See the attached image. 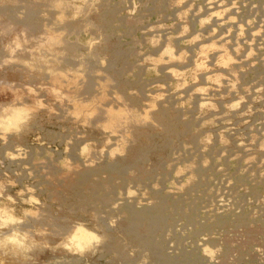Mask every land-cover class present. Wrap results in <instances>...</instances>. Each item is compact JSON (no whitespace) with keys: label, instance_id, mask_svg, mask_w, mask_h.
<instances>
[{"label":"rangeland","instance_id":"1","mask_svg":"<svg viewBox=\"0 0 264 264\" xmlns=\"http://www.w3.org/2000/svg\"><path fill=\"white\" fill-rule=\"evenodd\" d=\"M180 1L178 0V3ZM185 1L182 0L178 4L177 0H0V223L3 222L6 215L15 218L23 213L36 212L37 217L28 216L22 227L27 230L49 226V240L52 241L51 247L38 249L27 254L26 257H5L3 251L0 250V259H4L6 264H264V181H261L264 180V165L261 162V157H264V64H262V62L264 63L262 61L264 60V40L257 42V48H251L253 52L256 51L254 53L256 56L248 47L250 46L248 45L250 42L248 31L262 28L260 30L264 33V0H246L241 11L239 10L234 15L235 21L248 30L243 32L242 41L236 48L234 47L235 42L233 44L234 36L231 30L228 33L230 35H227L228 42L223 44L218 42L219 38L217 40H215L216 37L209 39L210 37L202 33L204 27L199 25L198 20L203 19L204 14V18L206 17V10H203V6L206 4L205 0ZM37 4L38 7H36ZM188 4L189 6H187ZM129 7L131 8L129 9ZM188 7L191 10H187ZM196 7L197 9H195ZM126 9L129 13L125 11ZM199 10L201 11L197 12ZM27 11L34 12V15L30 16ZM181 11L182 13H180ZM259 11H262V14ZM207 21V25L211 23L210 20ZM243 21L252 22V24L246 25L247 22ZM150 23L152 25H149ZM214 32L213 35L216 36L219 34V29L217 28ZM191 36L192 38L195 36V43L200 46L208 45L213 41L216 44L218 42L217 46L220 45L219 47L225 54L226 46L227 48L230 46L227 55L224 54L225 57L231 59L229 64L226 63L228 67L218 63L212 53H210L212 57L199 58L193 46L194 42L189 41ZM244 37H247L246 40ZM87 39L88 41H86ZM152 40H156L155 43L158 46L154 45ZM91 41V45L88 46L87 43ZM162 43L165 44V47L161 45ZM166 45L167 48L173 45L174 50L172 48L170 50H173L172 56L175 57L173 60L167 61L170 63L165 62L164 65H159L154 69L152 61L155 59V55L156 59L162 55V50L166 48ZM115 47L125 53L122 59L114 60L112 57ZM181 51H187L189 55ZM245 51L251 53L246 52L245 55ZM60 53L63 54L64 59L69 61L62 58L63 62ZM147 54L150 59L153 58L151 62H149V58L147 59ZM178 54L180 57L183 56L184 58H182L186 59V62L182 60L181 63ZM74 57L78 59L76 58L75 61ZM243 57L245 60L242 59ZM212 62L214 63L212 64ZM195 63H200L203 66L202 70H195ZM88 64L90 65L88 66ZM116 64L119 70H112L113 65ZM171 67L173 70L180 69L185 72L181 73L177 70L181 75L175 76L170 72L172 71ZM90 68L94 71L97 69L95 74L93 71L89 75ZM230 69L232 70L230 71ZM125 70L129 72H125ZM119 71L121 76L118 74ZM183 80L186 82V85L183 82L185 86L182 85ZM75 83L77 85H74L73 88L72 84ZM103 83L104 85L100 86ZM148 83L150 84L148 85ZM258 83L259 85H257ZM105 85L108 87L102 89ZM161 85H163L162 88ZM248 85L250 86L248 87ZM89 86L91 89H88ZM255 86L260 89L256 87V90ZM200 89H204V91H200ZM144 90H146L145 93ZM211 92L212 94H210ZM143 93L148 96H144ZM153 93L158 95V98ZM180 94L184 95L179 97ZM174 96L175 98H173ZM109 98H113L114 101L110 100L115 104ZM147 99L150 102L155 100L151 102L152 104L149 102L155 109L147 104L149 101ZM234 100L235 102L240 101L235 103ZM97 101L106 104L111 102L115 112L122 111L124 113L125 111L121 122L125 121L128 124L131 122L128 125V128L131 129L129 131L127 128L128 133L125 131L124 141L115 139V135L110 133L112 129L108 130L106 118L101 112L103 105H100L101 110L97 108L92 110L93 107L91 108L90 104L92 106L94 103L99 105ZM145 102L146 105H144ZM198 102L205 105L201 106V103ZM230 103L238 106L232 109L233 104ZM78 105L88 106L91 110L89 109L81 115L72 109L73 106L79 107ZM115 106L118 110L114 109ZM149 107L152 110L149 109L147 112L146 108ZM125 108L136 113H131V110L128 111ZM126 111L131 115V117L128 115L131 118L128 119L130 122L126 121ZM162 111L166 117L171 114L167 119L172 123H178L180 130L184 123L189 126L185 135L182 133L177 137H172L171 144L167 148L161 147L163 131L158 116ZM74 113H79L80 116ZM132 114H136V118ZM150 116H153L152 120ZM154 116H157V119ZM10 117L15 119L10 120ZM136 119L138 123L141 121L142 125L136 124ZM155 119L156 124L153 122ZM81 120L84 122L82 123ZM145 132L151 136V142L156 148L148 151L140 167L128 166L127 172L124 171L119 176L115 169L124 160L130 158L134 149L141 146L145 141V135L147 136ZM193 136H198L196 141H193ZM113 139L117 143L113 142ZM123 142L126 144L123 146L124 148L120 145ZM120 146L125 149V153ZM244 146H246L245 149H243ZM118 151L122 152V154L120 153L122 156L118 154ZM219 152L224 154L220 155ZM248 156L254 160L247 159ZM12 159L15 160L14 163L11 162ZM201 161L205 162V165L201 164ZM258 161L261 162L260 165L257 163ZM189 166L191 169L187 168ZM101 167H111L112 169L93 174L88 179H91L90 184L93 189L106 190L108 195L100 191L98 193L102 200L99 199L97 204H91L93 208L90 207V204L83 207L72 193L87 195L90 187L79 186L77 174ZM243 167L245 168L243 169ZM178 168L182 173L180 175L178 172L180 178L178 174L174 173V171H179ZM214 168L215 170H213ZM162 174L164 175L162 176ZM186 179H189L190 184L186 182ZM225 179L227 180L225 181ZM180 181L186 184H182ZM65 182H67L66 185ZM110 182L112 183L110 184ZM56 185H59L58 189H56ZM161 189L163 190L160 191ZM126 192L129 193V196L125 195ZM167 194H173L171 200L178 201L179 204L176 207L168 205L165 213L167 222L165 233L161 235V232H153L150 238L156 247L145 249L139 246L133 238L135 235L151 229L150 226L147 227V222L140 220L138 226L132 229L133 232L127 233L122 229L124 215L144 206L153 205L156 202V195L163 197ZM218 194L223 198L226 196L223 202L214 200ZM244 199L245 201H243ZM132 201H134L133 204H131ZM168 201L169 199H167ZM239 202L241 203L238 204ZM113 204L119 211L112 210ZM193 210L195 211L194 223H190L184 216L189 215ZM244 216L246 217L244 218ZM246 222L250 224H246ZM140 224L142 225L140 226ZM74 226L83 228L82 238L79 236L80 234H77V238L70 235L74 234V230H72V227L75 229ZM170 229H174V231ZM86 234L87 238L84 240L83 237ZM112 239L115 241L114 245H106ZM73 240L74 242L77 240V243L74 244ZM56 244H59L60 247H56ZM81 249L83 252L80 251ZM204 250L207 251L204 252ZM207 252L211 253V256ZM183 258L184 260H181Z\"/></svg>","mask_w":264,"mask_h":264},{"label":"bare ground","instance_id":"2","mask_svg":"<svg viewBox=\"0 0 264 264\" xmlns=\"http://www.w3.org/2000/svg\"><path fill=\"white\" fill-rule=\"evenodd\" d=\"M131 1V0H130ZM134 1V0H133ZM180 1V0H179ZM182 1V0H181ZM180 1V2H181ZM184 1V0H183ZM187 1V0H186ZM185 1V2H186ZM202 1V0H201ZM206 1V4L203 6V10H206V17L204 18V16H205V14H204V16H203V19H197L198 21H199V25L200 26H202V27H204V29H203V32L202 33H205L208 37H210L209 39H215V37H216V39L215 40H217L218 38V42L220 43V44H223V43H225V42H228V36L227 35H230V34H228L229 32H230V30L231 31H233V36H234V38H233V44H234V42H235V48L236 47H238V45H240V42L242 41V38H241V35L243 34V32L245 31V30H247V29H245V27L244 26H240L239 24H238V22H236L235 21V18H234V15L235 14H237V12L243 7V4H244V2L246 1V0H217V1H213L212 2V0H205ZM224 1H225V3H224ZM247 1H249V0H247ZM260 1V0H259ZM85 2V1H84ZM179 2V3H180ZM122 3V2H121ZM131 3V2H130ZM141 3V2H140ZM177 3H178V0H177ZM178 3V4H179ZM190 3H192V2H190ZM204 3V2H203ZM252 3V2H251ZM250 3V4H251ZM42 4V3H41ZM247 4V3H246ZM34 5V4H33ZM91 5V4H90ZM94 5V4H93ZM252 5V4H251ZM32 6V5H31ZM178 6V5H177ZM187 6H189V4L187 5ZM200 6V5H199ZM250 6V5H249ZM254 6V5H253ZM253 6L251 7V9L253 8ZM256 6V5H255ZM35 7V6H34ZM36 7H38V4H37V6ZM35 7V8H36ZM134 7V6H133ZM183 7H184V5H183ZM258 7V6H257ZM260 7H262L261 5H260ZM131 7H129V9H130ZM185 8H187V7H185ZM200 8V7H199ZM249 8V7H248ZM247 8V9H248ZM255 8V7H254ZM128 9V8H127ZM125 10L126 12L128 11V10ZM195 9H197V7L195 8ZM250 9V8H249ZM261 9V8H260ZM16 10V9H15ZM33 10H34V8H33ZM187 10H191V9H189V7H188V9ZM258 10V9H257ZM12 11V10H11ZM115 11V10H114ZM177 11V10H176ZM175 11V12H176ZM180 11V10H179ZM185 11V10H184ZM183 11V12H184ZM201 10H199V11H197V12H200ZM241 11V10H240ZM28 12V14L30 15V16H33L34 15V12H30L29 13V11H27ZM37 12V11H36ZM40 12V11H39ZM178 12V11H177ZM259 12H261V14H262V11H259ZM127 13H129V12H127ZM180 13H182V11L180 12ZM193 13V12H192ZM217 13H220L221 15H217ZM255 13H256V9H255ZM264 13V12H263ZM12 14V13H11ZM178 14H179V12H178ZM185 14V13H184ZM187 14V13H186ZM185 14V15H186ZM191 14V13H190ZM260 14V15H261ZM179 15H181V14H179ZM178 15V16H179ZM42 16V15H41ZM106 16V15H105ZM114 16V15H113ZM253 16V15H252ZM39 17V16H38ZM180 17V16H179ZM183 17H184V15H183ZM186 17V16H185ZM254 17H255V15H254ZM12 18V17H11ZM187 18V17H186ZM191 18V17H190ZM197 18V17H196ZM242 18V17H241ZM255 18H257V17H255ZM38 19V18H37ZM239 19V18H238ZM250 19V18H249ZM254 19V18H253ZM261 19H263V18H261ZM191 20V19H190ZM207 20H210L211 21V23L210 24H208L207 25ZM240 20V19H239ZM247 20V19H246ZM27 21V20H26ZM58 21V20H57ZM198 21H196V22H198ZM202 21H206V23H202ZM247 21H249V20H247ZM247 21H243L244 23L245 22H247ZM52 22V21H51ZM75 22H77V21H75ZM240 22V21H239ZM99 23V22H98ZM163 23V22H162ZM255 23V22H254ZM260 23V22H259ZM9 24V23H8ZM183 24V23H182ZM249 24H252V22L250 23V22H247L246 23V25H249ZM149 25H152L151 23L149 24ZM162 25V24H161ZM180 25H181V23H180ZM245 25V24H244ZM32 26V25H31ZM252 26V25H251ZM258 26H260V25H258ZM19 27V26H18ZM149 27H151V26H149ZM148 27V28H149ZM160 27V26H159ZM165 27V26H164ZM184 27V26H183ZM187 27H189V26H187ZM193 27V26H192ZM195 27V26H194ZM244 27V28H243ZM261 27V26H260ZM147 28V27H146ZM153 28V27H152ZM161 28V27H160ZM201 28V27H200ZM199 28V29H200ZM219 29V34H217L216 36L215 35H213V34H215V30L216 29ZM145 29V28H144ZM182 29V28H181ZM185 29H186V27H185ZM185 29H183V30H185ZM188 29V28H187ZM260 29H262V28H259V29H257V30H250V31H248V36H249V43H248V45H250V46H248L250 49L251 48H255L256 46H257V42L258 41H263L264 40V33H262L261 32V30ZM58 30V29H57ZM135 30V29H134ZM143 30V29H142ZM166 31H167V29H165ZM182 31V30H181ZM188 31V30H187ZM246 31V32H247ZM105 32V31H104ZM158 32V31H157ZM156 32V34H158ZM162 32V31H161ZM163 32H165V31H163ZM182 32H184V31H182ZM186 32V31H185ZM134 33V32H133ZM198 33V32H197ZM196 33V34H197ZM146 34V33H145ZM144 34V35H145ZM159 35V34H158ZM164 35H166V34H164ZM191 35H192V33H191ZM198 35H200V34H198ZM198 35H197V38H198ZM206 35H205V37H206ZM47 36H48V34H47ZM163 36V35H162ZM179 36H181L180 34H179ZM186 36V35H185ZM189 36V35H188ZM196 36V35H195ZM195 36H194V38H195ZM232 36V37H233ZM244 36V35H243ZM111 37V36H110ZM164 37V36H163ZM194 38H192V36L190 37V39H189V41L191 40L192 42H194L193 43V46L195 47V49H196V51H197V55H198V57L199 58H208V57H212V55L210 54V53H212L213 54V57H215V58H217V62L218 63H220V64H222V65H224V64H226L227 62H228V64H229V60H231V59H229L227 56L225 57L224 56V51H222L221 50V47H219V46H217L218 45V42H217V44L213 41V40H211V41H213L212 43H209L210 42V40L208 41V45H199L198 43H195V40H194ZM245 39L244 40H246V38L247 37H244ZM177 39H179V38H177ZM232 39V38H231ZM151 40V39H150ZM181 40V39H180ZM184 40H185V38H184ZM197 40V39H196ZM243 40V41H244ZM253 40H255V42H253ZM86 41H88V39L86 40ZM105 41V40H104ZM115 41V40H114ZM152 41H156V40H152ZM174 42V41H173ZM178 42V41H177ZM191 42V43H192ZM91 43H92V41L91 42H88L87 44H88V46H90L91 45ZM150 43V42H149ZM167 43H169V42H167ZM176 43V42H175ZM186 43V42H185ZM189 43V42H188ZM200 43V42H199ZM15 44V43H14ZM90 44V45H89ZM172 44V43H171ZM216 44V45H215ZM154 45H156V43L154 44ZM161 45H164L163 47H165V44H161ZM66 46V45H65ZM64 46V47H65ZM156 46H158V45H156ZM173 45H171V47L170 48H172L173 49V47H172ZM223 46V45H222ZM259 46V45H258ZM264 46V45H263ZM154 46H153V44H152V48H153ZM163 47H162V49H163ZM193 47V48H194ZM232 47V46H231ZM78 48V47H77ZM151 48V49H152ZM170 48H167V45H166V48L165 49H160V50H162V51H160V52H162V55L160 56V54H158L159 56V58L158 59H156L157 57H156V55H155V59L152 61V66L154 67V69H155V67H158L159 65H164V63L165 62H167V61H170V60H173V58L175 57V56H172V52H173V50L172 51H170V54H168V50L170 49ZM223 48H225V47H223ZM222 48V49H223ZM228 48H230V46L228 47ZM228 48H227V46H226V54L225 55H227V50H228ZM241 48V47H240ZM249 48H247V49H249ZM257 48V47H256ZM75 49H76V47H75ZM195 49H194V51H195ZM58 50V49H57ZM62 50V49H61ZM104 50V49H103ZM121 50V49H120ZM119 49H118V47H115L114 49H113V51H112V57L114 58V60H119V59H122V57H123V55L125 54V53H123V52H121ZM153 50V49H152ZM188 50V49H187ZM193 50V49H192ZM233 50V49H232ZM236 50H238V49H236ZM235 50V51H236ZM155 51V50H154ZM183 51H184V49H183ZM183 51H181V52H183ZM193 51V52H194ZM253 54L256 52L255 50V52H253V50L251 49L250 50ZM186 53H187V51H185ZM185 52H183V53H185ZM230 52V51H229ZM233 52H234V50H233ZM237 52V51H236ZM246 52H248V51H245V55H246ZM251 52H248V53H251ZM259 52V51H258ZM36 53V52H35ZM65 52H64V50H63V54H64ZM74 53V52H73ZM176 53V52H175ZM178 53H180V52H178ZM191 53V52H190ZM61 54V53H60ZM63 54H61V60H62V58L64 59L65 57H63L62 55ZM70 54V53H69ZM154 54V53H153ZM155 54H156V51H155ZM182 54V53H181ZM188 54V53H187ZM187 54H186V56H187ZM260 55H261V53H259ZM71 55V54H70ZM173 55H175V54H173ZM177 55V54H176ZM189 55V54H188ZM195 55V54H194ZM230 55V54H229ZM228 55V56H229ZM250 55V54H249ZM252 55V54H251ZM255 55V54H254ZM254 55H253V57H254ZM94 56V55H93ZM143 56H145V54H143ZM178 56H179V58H181V63H182V60H183V62H184V60H185V62H186V59H183L184 57L183 56H181L180 57V54H178ZM256 56V55H255ZM37 57H39V56H37ZM82 57H83V54H82ZM81 57V58H82ZM125 57V56H124ZM147 59L150 57V56H148V54H147ZM177 57V56H176ZM183 57V58H182ZM194 57V56H193ZM232 57V56H231ZM249 57V56H248ZM71 58V57H70ZM75 58V57H74ZM77 58V57H76ZM76 58H75V61H76ZM87 58V57H86ZM139 58H141V57H139ZM142 58H144V57H142ZM247 58V57H246ZM262 58V57H261ZM260 58V59H261ZM78 59V58H77ZM137 59V58H136ZM150 59V58H149ZM151 59H153V58H151ZM151 59L149 60V62H151ZM193 59V58H192ZM192 59H190L191 61H192ZM241 59V58H240ZM242 59H244V57L242 58ZM241 59V60H242ZM249 59V58H248ZM16 60V59H15ZM14 60V61H15ZM54 60V59H53ZM64 60H68V59H64ZM126 60V59H125ZM178 60V59H177ZM209 60V59H208ZM245 60V59H244ZM258 60V59H257ZM63 61V60H62ZM69 61V60H68ZM67 61V62H68ZM140 61V60H139ZM144 61H146L145 60V58H144ZM179 62H180V60H178ZM213 61H214V58H213ZM262 61H264V60H262ZM64 62V61H63ZM110 62V61H109ZM193 62V61H192ZM196 62V61H195ZM198 62V61H197ZM237 62V61H236ZM248 62V61H247ZM247 62H246V64H247ZM126 63V62H125ZM137 63H139V62H137ZM144 63V62H143ZM167 63H170V62H167ZM177 63V62H176ZM202 63V62H201ZM214 62H212V64H213ZM249 63V62H248ZM252 63V62H251ZM65 64H68V63H65ZM76 64V63H75ZM108 64V63H107ZM140 64V63H139ZM194 64V63H193ZM262 64H264L263 62H262ZM90 64H88V66H89ZM109 65V64H108ZM120 65V64H119ZM135 65H137V64H135ZM146 66H148L147 64H145ZM151 65V64H150ZM180 65V64H179ZM186 65V64H185ZM249 65V64H248ZM71 66V65H70ZM70 66H68L69 68H70ZM127 66H130V65H127ZM131 66H133V65H131ZM140 66V65H139ZM152 66H150V67H152ZM167 65H165V67H166ZM205 66V65H204ZM250 66H252V65H250ZM58 67V66H57ZM103 67V66H102ZM125 67V66H124ZM141 67V66H140ZM182 67V66H181ZM184 67V66H183ZM182 67V68H183ZM225 67H228V66H225ZM237 67V66H236ZM28 68V67H27ZM54 68V67H53ZM123 68V67H122ZM130 68H132V67H130ZM129 68V69H130ZM164 68V67H163ZM167 68V67H166ZM165 68V69H166ZM176 68V67H175ZM174 68V69H175ZM202 68H203V66L200 64V63H195V70H202ZM79 69V68H78ZM77 69V70H78ZM128 69V70H129ZM168 69V68H167ZM166 69V70H167ZM172 71H170L171 73H173V75H175V76H180L181 74H180V72L182 73V71L180 70V69H175V70H173L172 69V67L170 68ZM227 69V68H226ZM233 69V68H232ZM232 69H230V71L232 70ZM27 70V69H26ZM76 70V69H75ZM80 70V69H79ZM92 69L90 68V71H91ZM97 70V69H96ZM95 70V71H96ZM112 70H119V68L117 67V64L116 65H113V67H112ZM120 70H122V69H120ZM177 70H179V71H177ZM187 70H189V69H187ZM224 71H225V69H223ZM85 71V70H84ZM89 71V75H90V73H93V71L94 70H92V72H90ZM95 71H94V74H95ZM123 71V70H122ZM127 70H125V72H126ZM130 71V70H129ZM129 71H127V72H129ZM145 71V70H144ZM163 71V70H162ZM165 71V70H164ZM207 71V70H206ZM114 72V71H113ZM169 72V73H170ZM183 72H185V71H183ZM188 72V71H187ZM120 73V71L118 72V74ZM133 73V72H132ZM137 73H139L138 71H137ZM189 73V72H188ZM187 73V74H188ZM103 74V73H102ZM117 74V75H118ZM121 74V73H120ZM119 74V75H120ZM130 74V73H129ZM194 74V73H193ZM205 74H207V73H205ZM204 74V75H205ZM77 75H79V74H77ZM97 75H99L98 73H97ZM135 75V74H134ZM138 75V74H137ZM204 75H202V76H204ZM121 76V75H120ZM167 76H169V75H167ZM196 76V75H195ZM209 76V75H208ZM75 77V76H74ZM91 77V76H90ZM108 77V76H107ZM207 77V76H206ZM92 79H93V77H91ZM96 78V77H95ZM141 78V77H140ZM69 79V78H68ZM74 79V78H73ZM119 79V78H118ZM137 79H138V77H137ZM181 79V78H180ZM184 79V78H183ZM194 79V78H193ZM215 79V78H214ZM91 80V79H90ZM89 80V81H90ZM125 80V79H124ZM172 80V79H171ZM217 80V79H216ZM116 81V80H115ZM170 81V80H169ZM193 81V80H192ZM191 81V82H192ZM194 81H195V79H194ZM59 82V81H58ZM99 82V81H98ZM138 82V81H137ZM143 82H145L144 80H143ZM178 82V81H177ZM185 83V85H186V82L183 80L182 81V85ZM132 83V82H131ZM178 83H180V82H178ZM177 83V84H178ZM216 83H218V82H216ZM88 84V83H87ZM123 84V83H122ZM127 84V83H126ZM150 83H148V85H149ZM151 84H153V83H151ZM176 84V85H177ZM181 84V83H180ZM232 84V83H231ZM62 85V84H61ZM73 86V88L77 85L76 83L75 84H72ZM75 85V86H74ZM100 85V84H99ZM104 85V83L103 84H101L100 86H103ZM141 85V84H140ZM144 85V84H143ZM148 85H146V86H148ZM154 85V84H153ZM179 85V84H178ZM182 85H181V87H182ZM185 85H183V86H185ZM252 85V84H251ZM257 85H259V83L257 84ZM118 86V85H117ZM130 86V85H129ZM231 86H233V84L231 85ZM250 85H248V87H249ZM105 87H108V86H104V87H102V89H104ZM161 88L163 87V85H161L160 86ZM166 87V86H165ZM180 87V88H181ZM216 87V86H215ZM247 86H246V88H248ZM256 87H258V86H255L254 88H256ZM94 88V87H93ZM145 87L143 86V89H144ZM148 88V87H147ZM177 88H178V86H177ZM205 88V87H204ZM259 88V87H258ZM263 88V87H262ZM261 88V89H262ZM85 89H87V88H85ZM88 89H91V86H89L88 87ZM101 89V90H102ZM191 89H193V88H191ZM190 89V90H191ZM198 89V88H197ZM215 89V88H214ZM226 89V88H225ZM232 89V88H231ZM251 89H253V88H251ZM260 89V88H259ZM73 90V89H72ZM122 90V89H121ZM161 90V89H160ZM170 90V89H169ZM175 90V89H174ZM178 90V89H177ZM247 90V89H246ZM256 90H257V88H256ZM255 90V91H256ZM74 91V90H73ZM87 91V90H86ZM85 91V92H86ZM123 91V90H122ZM145 91L146 90H144V93H145ZM154 91H156V90H154ZM154 91H152V92H154ZM249 91V90H248ZM99 92V91H98ZM104 92V91H103ZM102 92V93H103ZM142 92V91H141ZM151 92V93H152ZM160 92V91H159ZM171 92V91H170ZM174 92V91H173ZM178 92V91H177ZM229 92V91H228ZM111 93V92H110ZM140 93V92H139ZM143 93V94H144ZM150 93V94H151ZM157 93H158V91H157ZM168 93V92H167ZM187 93V92H186ZM233 93V92H232ZM231 93V94H232ZM248 93H250V92H248ZM257 93V92H256ZM106 94V93H105ZM132 94V93H131ZM130 94V95H131ZM134 94V93H133ZM132 94V95H133ZM154 94V93H153ZM159 94V93H158ZM161 94V93H160ZM188 94V93H187ZM189 94H191L190 92H189ZM198 94V93H197ZM204 94V93H203ZM210 94H212V92L210 93ZM152 95V94H151ZM154 95H156V94H154ZM163 95V94H162ZM166 95V94H165ZM184 95V94H183ZM183 95H181L180 94V96L179 97H181V96H183ZM219 95V94H218ZM99 96V95H98ZM101 96H103V95H101ZM115 96V95H114ZM122 96V95H121ZM120 96V97H121ZM141 96V95H140ZM144 96H148V95H145L144 94ZM158 95H156V97H157ZM164 96V95H163ZM168 96V95H167ZM190 96V95H189ZM199 96V95H198ZM197 96V97H198ZM111 97V96H110ZM130 97V96H129ZM142 97V96H141ZM154 97V96H153ZM160 97V96H159ZM187 97V96H186ZM195 97V96H194ZM260 98H261V96H259ZM264 97V96H263ZM74 98V97H73ZM104 98V97H103ZM117 98V97H116ZM135 98V97H134ZM148 98V97H147ZM158 98V97H157ZM161 98V97H160ZM167 98V97H166ZM173 98H175V96L173 97ZM184 98V97H183ZM191 98V97H190ZM243 98V97H242ZM259 98V99H260ZM71 99V98H70ZM100 99H102V98H100ZM111 98H109V100H110ZM114 99H115V97H114ZM129 99V98H128ZM130 99H132V98H130ZM153 99V98H152ZM161 99H163V98H161ZM188 99V98H187ZM200 99V98H199ZM263 99V98H262ZM94 100V99H93ZM92 100V101H93ZM98 100V99H97ZM111 100H113V98L111 99ZM110 100V101H111ZM117 100V99H116ZM126 100V99H125ZM147 100H149V99H147ZM169 100V99H168ZM201 100V99H200ZM95 101H96V99H95ZM114 101V100H113ZM146 101V100H145ZM153 101H155V100H153ZM153 101H151V102H153ZM186 101V100H185ZM187 101H189V100H187ZM238 101H240V100H238ZM238 101H236L235 102V100H234V102L235 103H237ZM243 101V100H242ZM107 102V101H106ZM112 102V101H111ZM108 103V104H106V103H103V102H101V101H97V103L99 104V105H95V103L93 104L92 102V104H93V106L90 104V107L92 108V110H94V109H100L101 110V108H100V105H103V106H101V107H103V111L101 110V112H103V114H104V116H105V118H106V121H107V127L109 128L108 130H110V129H112L111 130V135L113 134V136L115 137V139H120V140H122V141H124V136H125V131H127L129 128V124L131 123L130 122V120H128V119H131V118H129V117H131V115H129L130 113L129 112H127L126 111V113H127V116H126V114H125V117L127 118L126 119V121L128 120L130 123L128 124V123H126L125 121L123 122H121V120L123 119V115H124V113H125V111H124V113L121 111L120 113H119V111L118 112H115V111H113V107H112V103L113 104H115L114 102H112V103ZM142 102V101H141ZM149 102H150V100L147 102V104L151 107V105L149 104ZM150 102V103H151ZM163 102H164V100H163ZM203 102V101H202ZM206 102V101H205ZM210 102V101H209ZM233 102V101H232ZM79 103V102H78ZM81 103V102H80ZM135 103V102H134ZM140 103V102H139ZM158 103H160V102H158ZM169 103V102H168ZM167 103V104H168ZM174 103H175V101H174ZM174 103H172V104H174ZM199 104L201 103V102H198ZM253 103V102H252ZM117 104V103H116ZM133 104V103H132ZM136 104V103H135ZM152 104V103H151ZM162 104V103H161ZM181 104H182V100H181ZM196 104H197V101H196ZM228 104V103H227ZM231 104V103H230ZM232 104H234V103H232ZM231 104V105H232ZM109 105H111V106H109ZM118 105V104H117ZM116 105V106H117ZM134 105V104H133ZM138 105V104H137ZM144 105H146V102H145V104ZM147 105V106H148ZM155 105V104H154ZM159 105V104H158ZM163 105H165L164 103H163ZM201 106H204L205 104L203 103H201L200 104ZM219 105V104H218ZM79 107H76V106H73V108L72 109H74L75 111H77V112H79L81 115L83 114V113H85L86 111H89V109L91 110V108L90 107H88V106H80V105H78ZM104 106H107V107H105L104 108ZM115 106V107H116ZM119 107H121L120 105H118ZM117 106V107H118ZM160 106V105H159ZM169 106V105H168ZM187 106V105H186ZM226 106V105H225ZM228 106H230V105H228ZM238 106V105H237ZM29 107V106H28ZM114 108L115 110L117 109L118 110V108ZM146 107V106H145ZM150 107L149 108H146V111L147 112H149L148 110L150 109ZM153 107V106H152ZM151 107V108H152ZM161 107V106H160ZM173 107V106H172ZM181 107V106H180ZM199 107V106H198ZM222 107V106H221ZM11 108V107H10ZM236 108V107H235ZM234 108V109H235ZM65 109H67V108H65ZM126 109V108H125ZM124 109V110H125ZM144 109V108H143ZM142 109V110H143ZM152 109H155V107L154 108H152ZM152 109H150V111L152 110ZM183 109V108H182ZM231 109V108H230ZM232 109H233V107H232ZM250 109H252V108H250ZM254 109V108H253ZM64 110V109H63ZM62 110V111H63ZM100 110H99V112H100ZM122 110H123V105H122ZM126 110H128V109H126ZM131 110V109H130ZM130 110H128V111H130ZM247 110V109H246ZM50 111V110H49ZM184 111V110H183ZM16 112V111H15ZM18 112V111H17ZM100 112V113H101ZM132 112H134L133 110H131V113ZM188 112V111H187ZM193 112V111H192ZM210 112V111H209ZM245 112V111H244ZM254 112H256V111H254ZM79 113L78 114H75V115H79ZM121 113H123V114H121ZM129 113V114H128ZM134 113H136V112H134ZM191 113V112H190ZM214 113H216V112H214ZM93 114V113H92ZM102 114V115H103ZM122 115V118H121V115ZM149 114H151V113H149ZM182 114V113H181ZM200 114V113H199ZM220 114V113H219ZM63 115V114H62ZM96 115V114H95ZM128 115H129V117H128ZM132 115H134L133 117H135L136 118V114H132ZM152 115V114H151ZM169 115H171V114H169ZM168 115V116H169ZM213 115V114H212ZM235 115V114H234ZM73 116V115H72ZM80 116V115H79ZM167 116V117H168ZM191 116V115H190ZM151 117V120H152V117L153 116H150ZM157 117V116H156ZM155 116H154V118H156ZM167 117H166V115H165V113L162 111V112H160V114H159V116H158V121H159V123H160V125L162 126V131H163V141H162V145H161V147H163V148H167V147H169L170 146V144H171V139H172V137H177L178 135H181L182 133L184 134L187 130H188V128H189V126H188V124H186V123H184L183 124V128L180 130L179 128H178V123H172L170 120H168L167 119ZM192 117V116H191ZM194 117V116H193ZM229 117V116H228ZM13 118V117H12ZM153 118V119H154ZM185 118V117H184ZM195 118V117H194ZM193 118V119H194ZM213 118V117H212ZM15 118H13V119H11V117H10V120H14ZM125 119V118H124ZM157 119V118H156ZM156 119H155V121H153L154 122V124H156L155 122H156ZM214 119V118H213ZM224 119H228V118H224ZM223 119V120H224ZM72 120V119H71ZM76 119H75V116H74V121H75ZM172 120V119H171ZM177 120H179V119H177ZM202 120V119H201ZM220 120H221V117H220ZM127 121V122H128ZM133 121H134V119L132 120V123H133ZM139 121V120H138ZM180 121V120H179ZM222 121V120H221ZM81 122H82V120H81ZM83 122H84V120H83ZM82 122V123H83ZM144 122V121H143ZM197 122V121H196ZM200 122V121H199ZM199 122H197V123H199ZM238 122V121H237ZM13 123H15V122H13ZM135 123V122H134ZM138 122H137V119H136V124H137ZM141 123V121L138 123V125H142V123ZM197 123H196V125H197ZM200 123H202V122H200ZM220 123V122H219ZM10 124H11V121H10ZM16 124V123H15ZM157 126H158V124H157ZM192 126V125H191ZM225 126H227V125H225ZM224 126V127H225ZM148 127V126H147ZM223 127V126H222ZM221 127V128H222ZM223 127V128H224ZM257 127H258V125H257ZM128 128V129H127ZM139 128V127H138ZM155 128H156V126H155ZM161 128V127H160ZM247 128V127H246ZM261 128V127H260ZM131 129V128H130ZM130 129H129V131H130ZM150 129V128H149ZM217 129V128H216ZM218 129H219V127H218ZM249 129V128H248ZM246 130V129H245ZM252 130V129H251ZM261 130V129H260ZM259 130V131H260ZM129 131H127L126 133H128ZM145 131V130H144ZM211 131V130H210ZM263 131V130H262ZM109 132V131H108ZM249 133H250V131H248ZM264 132V131H263ZM107 133V132H106ZM110 133H108V134H110ZM140 133H142V132H140ZM146 133V132H145ZM148 133H150V132H148ZM152 133V132H151ZM155 133V132H154ZM160 133H162V132H160ZM192 133V132H191ZM237 133V132H236ZM235 133V134H236ZM247 133V132H246ZM147 134V133H146ZM221 134V133H220ZM219 134V136H221ZM228 134V133H227ZM68 135V134H67ZM141 135V134H140ZM139 135V136H140ZM144 135V134H143ZM185 135V134H184ZM183 135V136H184ZM223 135V134H222ZM224 135H225V133H224ZM243 135V134H242ZM131 136V135H130ZM158 136V135H157ZM205 136V135H204ZM226 136V135H225ZM122 137V138H121ZM129 137V136H128ZM198 137V136H197ZM197 137L196 136H193V141H196L197 140ZM232 137V136H231ZM250 137V136H249ZM108 138V137H107ZM137 138V137H136ZM145 141L144 142H142V144H141V146H139L138 148H136V149H134L133 150V152H131V155H130V158H128L127 160H124L123 161V163H120V165H118V167L115 169V172L119 175V176H121V174H123V172L125 171V172H127L126 171V168H128V166H130V167H140L141 166V164H142V162L144 161V159L146 158V156H147V154H148V151H150V150H153L154 148H156L155 146H154V143L153 142H151L152 141V139H151V136L149 135V134H147V136L145 135ZM218 138V137H217ZM227 138V137H226ZM248 138V137H247ZM125 139H126V137H125ZM214 139H215V137H214ZM224 139V138H223ZM241 139V138H240ZM239 139V140H240ZM249 139V138H248ZM77 140V139H76ZM230 140V139H229ZM119 141V140H118ZM127 141V140H126ZM207 141V140H206ZM222 141H224V140H222ZM233 141V140H232ZM80 142V141H79ZM113 142H115V143H117L114 139H113ZM128 142V141H127ZM126 142V143H127ZM132 142V141H131ZM130 142V143H131ZM156 142V141H155ZM209 142V141H208ZM216 142H217V140H216ZM243 142V141H242ZM241 142V143H242ZM245 142H246V140H245ZM122 143V142H121ZM133 143V142H132ZM239 143V142H238ZM8 144V143H7ZM207 144V143H206ZM209 144V143H208ZM79 145V144H78ZM81 145V144H80ZM116 145H118V144H116ZM122 147L123 146H125L126 144L123 142V144H120ZM216 145V144H215ZM264 145V144H263ZM11 146V145H10ZM120 146V147H121ZM247 146V145H246ZM246 146H244L243 147V149H245V147ZM121 147V148H122ZM159 147V146H158ZM186 147V146H185ZM189 147V146H188ZM263 147V146H262ZM80 148V147H79ZM78 148V149H79ZM111 148V147H110ZM118 149H119V147H117ZM124 148V147H123ZM122 148V151H123V153H125L124 151H125V149H123ZM126 148V147H125ZM204 149L206 148V147H203ZM237 148H238V146H237ZM117 149V150H118ZM160 149V148H159ZM203 149V150H204ZM223 149V148H222ZM222 149H221V151H222ZM225 149V148H224ZM198 150H200V149H198ZM75 150H74V148H73V152H74ZM77 151V150H76ZM119 151H121V150H119ZM118 151V152H119ZM183 151V150H182ZM187 151V150H186ZM188 151H190V150H188ZM77 152H79V150L77 151ZM178 152V151H177ZM224 152V151H223ZM221 153V152H219V154L221 155H223L224 153ZM241 152V151H240ZM120 153L122 154V152H119L118 154L120 155ZM174 153H176V152H174ZM200 153V152H199ZM234 153V152H233ZM24 154V153H23ZM177 154V153H176ZM239 154H241V153H239ZM238 154V155H239ZM244 154H245V152H244ZM203 155V154H202ZM120 156H122V155H120ZM170 156H171V153H170ZM247 156V155H246ZM250 156V155H249ZM249 156L247 157V159H249V160H254V158H249ZM202 157V156H201ZM234 157H235V155H234ZM251 157H252V155H251ZM4 159V158H3ZM48 159V158H47ZM156 159V158H155ZM175 159H176V157H175ZM175 159H172V160H175ZM238 160V159H237ZM261 162L263 163V165H264V157H261ZM81 161V160H80ZM11 162H15V160L14 159H12L11 160ZM147 162V161H146ZM250 162H252V161H250ZM254 162V161H253ZM252 162V163H253ZM261 162H257V163H259V165H260V163ZM82 163V162H81ZM176 163V162H175ZM174 163V164H175ZM202 163H204L203 165H205V162H202L201 161V164ZM21 164V163H20ZM37 164V163H36ZM87 164V163H86ZM85 164V165H86ZM248 164V163H247ZM22 165V164H21ZM24 165V164H23ZM82 165H84V164H82ZM89 165V164H88ZM87 165V166H88ZM178 165V164H177ZM225 165V164H224ZM249 165H251V164H249ZM256 165H258V164H256ZM262 165V166H263ZM34 166V168H35V164L33 165ZM217 166V165H216ZM216 166H214V167H216ZM246 166V165H245ZM25 167V166H24ZM27 167V166H26ZM32 167V166H31ZM83 167V166H82ZM20 168V167H19ZM112 169L111 167H101V168H99V169H94L93 171L92 170H89V171H82V172H79L78 174H77V184L79 185V186H85V187H90V191H89V194H79V193H77V192H73L72 193V195H73V197L74 198H77L80 202L79 203H81V205H83V207H84V205H88V204H90V207H92V205L91 204H97L96 202L100 199V200H102L101 198H100V193H98V192H104V194H106V195H108L107 194V192H106V190H103V189H97V190H95V189H93V187L91 186V184H90V180L91 179H88V178H91V176L93 175V174H97V173H100L101 171H105L106 169H108V170H110V169ZM180 168V167H179ZM178 168V169H179ZM187 168H190L191 169V166H189V167H187ZM208 168H209V166H208ZM218 168V167H217ZM217 168H216V170H217ZM220 168V167H219ZM238 168V167H237ZM245 167H243V169H244ZM252 168V167H251ZM31 169V168H30ZM30 169H27V170H30ZM174 169V168H173ZM182 169V171H184V169L183 168H181ZM257 169V168H256ZM263 169V168H262ZM19 170V169H18ZM130 170V169H129ZM136 170V169H135ZM189 170V169H188ZM213 170H215V168L213 169ZM225 170V169H224ZM237 170V169H236ZM251 170V169H250ZM37 171V170H36ZM41 171V170H40ZM77 171V170H76ZM172 171V170H171ZM181 170L179 169V171L177 170V172L176 171H174V173H176V174H178V172H180ZM209 171H210V169H209ZM257 171V173H258V170H256ZM256 171H255V173H256ZM9 172V171H8ZM23 172H24V170H23ZM205 172V171H204ZM248 172V171H247ZM250 172H252V171H250ZM263 172H264V170H263ZM263 172H261V173H263ZM22 173V172H21ZM74 173V172H73ZM173 173V174H174ZM187 173V172H186ZM246 173V172H245ZM180 175L182 174L181 172L179 173ZM179 174H178V176H179ZM227 174V173H226ZM225 174V175H226ZM264 174V173H263ZM262 174V175H263ZM23 175V174H22ZM76 175V174H75ZM74 175V176H75ZM164 174H162V176H163ZM184 175V174H183ZM186 175H188V174H186ZM190 175V174H189ZM201 175V174H200ZM199 175V176H200ZM258 175V174H257ZM23 176H25V174L23 175ZM42 176V175H41ZM104 176V175H103ZM107 176V175H106ZM112 176V175H111ZM177 176V175H176ZM177 176V177H178ZM194 176V175H193ZM207 176V175H206ZM221 176H223V175H221ZM256 176V175H255ZM43 177V176H42ZM187 177V176H186ZM201 177V176H200ZM208 177V176H207ZM206 177V178H207ZM210 177V176H209ZM218 177H220V176H218ZM240 177V176H239ZM249 177V176H248ZM257 177V176H256ZM259 177H260V175H259ZM104 178V177H103ZM179 178H180V176H179ZM194 178V177H193ZM216 178V177H215ZM261 178V177H260ZM22 179V178H21ZM94 179V178H93ZM118 179V178H117ZM121 179V178H120ZM182 179V178H181ZM190 179V178H189ZM189 179L186 181V182H188L189 183ZM221 179V178H220ZM238 179V178H237ZM96 180V179H95ZM104 180V179H103ZM113 180V179H112ZM119 180V179H118ZM163 180V179H162ZM176 180V179H175ZM208 180V179H207ZM227 179H225V181H226ZM244 180V179H243ZM252 180H254V179H252ZM261 180V179H260ZM98 181V180H97ZM116 181V180H115ZM195 181V180H194ZM261 181H264L263 179L261 180ZM101 182V181H100ZM181 183H182V181H180ZM191 183H192V180L190 181ZM230 183H231V180L229 181ZM233 182V181H232ZM252 182V181H251ZM66 183L67 182H65V185H66ZM68 183H69V181H68ZM92 183V182H91ZM95 183V182H94ZM112 182H110V184H111ZM150 183V182H149ZM165 183V182H164ZM59 184H61V183H59ZM63 184V183H62ZM101 184V183H100ZM136 184V183H135ZM182 184H186L185 182L184 183H182ZM190 184V183H189ZM188 184V185H189ZM217 184H219V183H217ZM224 184H226V185H228L227 183H224ZM248 184V183H247ZM262 184V183H261ZM64 185V186H65ZM72 185V184H71ZM104 185V184H103ZM102 185V186H103ZM165 185H166V183H165ZM165 185H164V187H165ZM223 185V184H222ZM232 185V184H231ZM55 186V185H54ZM57 186H59V185H56V187ZM68 186V185H67ZM105 186V185H104ZM179 185H177V187H178ZM84 187V188H85ZM110 187V186H109ZM113 187V186H112ZM135 187V186H134ZM183 187V186H182ZM221 187H223V186H221ZM231 187V186H230ZM242 187V186H241ZM246 187V186H245ZM244 187V189H246ZM117 188V187H116ZM179 188V187H178ZM216 188V187H215ZM240 188V187H239ZM251 188V187H250ZM56 189H58V187L56 188ZM113 189V188H112ZM180 189H181V184H180ZM183 189V188H182ZM208 189V188H207ZM206 189V190H207ZM241 189V188H240ZM84 190V189H83ZM82 190V191H83ZM154 190V189H153ZM163 189H161L160 191H162ZM223 190V189H222ZM225 190V189H224ZM247 190V189H246ZM45 191V190H44ZM65 191V190H64ZM63 191V192H64ZM168 191H172V190H168ZM174 191V190H173ZM182 191V190H181ZM201 191V190H200ZM204 191V190H203ZM229 191V190H228ZM227 191V192H228ZM231 191V190H230ZM236 191H238V190H236ZM78 192H80V191H78ZM176 192V191H175ZM215 192V191H214ZM214 192H212V193H214ZM226 192V193H227ZM233 192V191H232ZM109 193V192H108ZM127 193V192H126ZM178 193H179V190H178ZM196 193V192H195ZM194 193V194H195ZM204 193V192H203ZM247 193V192H246ZM250 193V192H249ZM129 193H127V194H125V195H127V196H129L128 195ZM131 194V193H130ZM175 194V193H174ZM177 194V193H176ZM183 194H185V193H183ZM182 194V195H183ZM251 194V193H250ZM64 195V194H63ZM180 195V194H179ZM213 195V194H212ZM232 195V194H231ZM244 195V194H243ZM247 195V194H246ZM47 196V195H46ZM103 196V195H102ZM105 196V195H104ZM171 196H173V194H167V196L165 195V196H163V197H160V195H156L155 197H156V202L153 204V205H151V206H144V207H142V208H139V209H137V210H135V211H130V212H127L126 213V215H124L125 216V219H124V223H123V225H122V229L123 230H125V232H127V233H131V232H133V230L132 229H134L135 227H137L138 226V223L140 222V220H143V221H145V222H147V224H148V226L147 227H149L150 226V228L151 229H149V230H146L144 233H141V234H138V235H135L134 236V241H136V243L139 245V246H141V247H143V248H145V249H151V248H153V247H156V244L151 240V235H152V233L153 232H161L162 234L161 235H163L165 232V230H166V227H167V222H166V209H167V207H168V205H172V206H174V207H176V206H178V204H179V202L178 201H172L171 200ZM238 196V195H237ZM257 196V195H256ZM52 197V196H51ZM180 197V196H179ZM178 197V198H179ZM210 197V196H209ZM226 197V196H225ZM225 197L223 198V196L222 195H220V194H218L215 198H214V200L215 201H219V202H223L224 200L223 199H225ZM252 197H254V196H252ZM56 198V197H55ZM71 198V197H70ZM195 198V197H194ZM197 198V197H196ZM202 198V197H201ZM258 198V197H257ZM52 199V198H51ZM50 199V200H51ZM53 199H54V197H53ZM124 199H126V198H124ZM134 199V198H133ZM167 199H169V201L167 202ZM193 199V198H192ZM235 199V198H234ZM246 199V198H245ZM245 199L243 200V201H245ZM256 199V198H255ZM28 201H29V199H27ZM58 200V199H57ZM120 200V199H119ZM178 200H180V199H178ZM183 200V199H182ZM184 200H185V198H184ZM183 200V201H184ZM188 200V199H187ZM198 200H200L199 198H198ZM240 200V199H239ZM254 200V199H253ZM49 201V200H48ZM124 201V200H123ZM128 201V200H127ZM213 201V200H212ZM237 201V200H236ZM248 201H249V199H248ZM76 202V201H75ZM126 202V201H125ZM129 202V201H128ZM182 202V201H181ZM189 202V201H188ZM202 202V201H201ZM66 203V202H65ZM115 204H116V202H114ZM134 203V201H132L131 202V204H133ZM144 203V202H143ZM183 203V202H182ZM229 203V202H228ZM241 202H239L238 204H240ZM250 203V202H249ZM257 203V202H256ZM77 204V203H76ZM115 204H113V208H112V210L115 212L116 210H118L116 207H114L115 206ZM130 204V205H131ZM188 204V203H187ZM208 204H210V203H208ZM216 204H217V202H216ZM219 204V203H218ZM235 204V203H234ZM237 204V205H238ZM120 205V204H119ZM195 205H197V204H195ZM201 205V204H200ZM236 205V206H237ZM71 206V205H70ZM95 206V205H94ZM122 206V205H121ZM183 206V204L181 205V207ZM257 206V205H256ZM82 207V206H81ZM80 207V208H81ZM96 207V206H95ZM120 207V206H119ZM133 207H134V205H133ZM136 207V206H135ZM188 208H189V206H187ZM214 207V206H213ZM258 207H259V205H258ZM59 208V207H58ZM61 208V207H60ZM59 208V209H60ZM66 208V207H65ZM93 208V207H92ZM208 208V207H207ZM211 208V207H210ZM221 208V207H220ZM229 208V207H228ZM238 208V207H237ZM169 209V208H168ZM264 209V208H263ZM42 210V209H41ZM66 210V209H65ZM195 210V209H194ZM192 211L189 215L187 214V215H185L184 217L186 218V220L188 221V222H190V223H194V213H195V211ZM200 210V209H199ZM233 210V209H232ZM243 210V209H242ZM259 210V209H258ZM68 211V210H67ZM72 211V210H71ZM70 211V212H71ZM119 211V210H118ZM176 211V210H175ZM182 211H184V210H182ZM181 211V212H182ZM252 211V210H251ZM251 211H250V213H251ZM261 211V210H260ZM177 212V211H176ZM173 213H175V212H173ZM264 213V212H263ZM117 214V213H116ZM200 214V213H199ZM206 214V213H205ZM95 215V214H94ZM198 215V214H197ZM219 215V214H218ZM169 216V215H168ZM167 216V217H168ZM123 217V216H122ZM220 217V216H219ZM246 216H244V218H245ZM259 217H260V215H259ZM208 218V217H207ZM212 218V217H211ZM222 218V217H221ZM3 219V218H2ZM174 219V218H173ZM4 220V219H3ZM180 220H181V218H180ZM183 220V219H182ZM206 220V219H205ZM208 220V219H207ZM237 220H240V219H237ZM179 221V220H178ZM228 221V220H227ZM254 221H255V219H254ZM243 222H245L244 220H243ZM263 222V221H262ZM101 223V222H100ZM178 225H179V223L178 222H176ZM234 223V222H233ZM248 222H246V224H247ZM114 224V223H113ZM146 223H144V225H145ZM227 224V223H226ZM225 224V225H226ZM239 224V223H238ZM245 224V225H246ZM248 224H250V223H248ZM78 225V224H77ZM80 225V224H79ZM142 224H140V226H141ZM143 225V226H144ZM213 225V224H212ZM228 225V224H227ZM76 226V225H75ZM75 226H74V228H75ZM100 226V225H99ZM146 226V225H145ZM192 226V225H191ZM199 226V225H198ZM239 226H240V224H239ZM146 227V228H147ZM183 227V226H182ZM185 228H187V227H185ZM189 228V227H188ZM199 228V227H198ZM168 229V228H167ZM184 229V228H183ZM208 229V228H207ZM241 229H242V227H241ZM72 230H74L73 232H74V234L72 235V234H70L71 236H74V237H78L77 236V234H80L79 236L81 237V234H84V233H82V232H84V230H83V228L82 227H79V226H77L75 229H73V227H72ZM71 230V231H72ZM171 231L173 230L174 231V229H170ZM179 230V229H178ZM135 232V231H134ZM169 232V231H168ZM181 232V231H180ZM212 232V231H211ZM174 233V232H173ZM210 233V232H209ZM208 233V234H209ZM216 233V232H215ZM226 233V232H225ZM239 233V232H238ZM68 234V233H67ZM181 234V233H180ZM170 235V234H169ZM185 235V234H184ZM197 235H200V234H197ZM237 235V234H236ZM71 236H70V238H71ZM83 236V235H82ZM179 236V235H178ZM177 236V237H178ZM194 236V235H193ZM209 236V235H208ZM153 237L155 238V236L153 235ZM152 237V238H153ZM180 237V236H179ZM185 237H186V235H185ZM195 237V236H194ZM198 237V236H197ZM82 238V237H81ZM87 238V234L86 235H84V237H83V239L85 240ZM183 238V237H182ZM80 239V238H79ZM116 239V238H115ZM170 239V238H169ZM176 239V238H175ZM186 239V238H185ZM206 239V238H205ZM176 240H178V239H176ZM77 241V240H76ZM75 241V242H76ZM164 241V240H163ZM194 241H196L195 239H194ZM198 241V240H197ZM202 240H201V238H200V242H201ZM205 241V240H204ZM208 241V240H207ZM206 241V242H207ZM73 242H74V240H73ZM74 242V244H76ZM168 242V241H167ZM213 242V241H212ZM114 243H115V241L112 239V240H110L109 241V243L108 244H106V245H114ZM159 243V242H158ZM185 243V242H184ZM183 243V244H184ZM99 244H100V242H99ZM190 245V244H189ZM204 245V244H203ZM181 246V245H180ZM206 246V248H207V245H205ZM211 246H212V243H211ZM198 247H201V246H198ZM209 247V246H208ZM214 247H215V245H214ZM195 248H196V245H195ZM203 249L205 248V247H202ZM219 248V247H218ZM159 249V248H158ZM160 249H161V247H160ZM199 249V248H198ZM210 250H212L211 248H209ZM209 249H208V251H209ZM217 249V248H216ZM80 251H82V249L80 250ZM158 251H160V250H158ZM162 251V250H161ZM207 251V250H206ZM205 250H204V252H206ZM213 251V250H212ZM218 251V250H217ZM83 252V251H82ZM204 252H203V254H204ZM160 253V252H159ZM208 253V252H207ZM156 254V253H155ZM209 254V253H208ZM159 255V254H158ZM205 255H206V253H205ZM210 256H211V253L209 254ZM162 256V255H161ZM190 256V255H189ZM212 256H213V252H212ZM214 256H215V254H214ZM168 257V256H167ZM209 257V256H208ZM208 257H207V260H208ZM201 258V257H200ZM210 258V257H209ZM215 258V257H214ZM213 258V259H214ZM169 259V258H168ZM167 259V260H168ZM205 259V258H204ZM211 259V258H210ZM135 260V259H134ZM170 260V259H169ZM181 260H184V258L183 259H181ZM195 260V259H194ZM202 260V259H201ZM210 261V260H209ZM214 261V260H213ZM212 261V262H213ZM165 263V262H164Z\"/></svg>","mask_w":264,"mask_h":264},{"label":"clouds","instance_id":"3","mask_svg":"<svg viewBox=\"0 0 264 264\" xmlns=\"http://www.w3.org/2000/svg\"><path fill=\"white\" fill-rule=\"evenodd\" d=\"M217 15L221 14L217 13ZM202 23H206V21H202ZM170 51L169 49L168 54ZM225 66L227 65L225 64ZM200 91H204V89H200ZM232 107L235 108L237 105L233 104ZM28 216L36 218L37 214L36 212H27L17 215L15 218L6 215L3 222L0 223V250L3 251L5 257H26L27 254L38 249H47L52 246V241L49 240V226L27 230L22 227ZM56 247H60V245L56 244ZM0 264H6L5 260L0 259Z\"/></svg>","mask_w":264,"mask_h":264}]
</instances>
